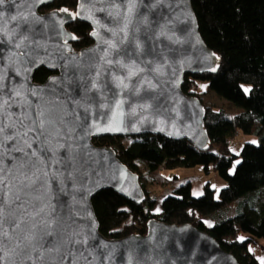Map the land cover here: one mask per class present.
Instances as JSON below:
<instances>
[{"label": "water", "instance_id": "water-1", "mask_svg": "<svg viewBox=\"0 0 264 264\" xmlns=\"http://www.w3.org/2000/svg\"><path fill=\"white\" fill-rule=\"evenodd\" d=\"M56 1L0 5V120L8 131L27 130L32 149L39 145L51 156H25L32 149L19 135L5 141L0 180L10 207L0 264H60L62 256L65 264H239L191 224L153 218L146 234L106 238L91 202L108 189L146 202L139 175L113 147L94 145L96 138L154 135L185 139L202 152L212 146L205 105L182 90L185 75L221 68L200 35L191 0H76V12H41ZM76 20L91 26L94 40L80 51L66 28ZM40 68L53 73L44 83L34 81ZM38 113L47 121L43 136L29 130ZM12 143L23 151H10ZM57 232L87 242L62 244ZM53 240L59 251L51 250Z\"/></svg>", "mask_w": 264, "mask_h": 264}, {"label": "trees", "instance_id": "trees-1", "mask_svg": "<svg viewBox=\"0 0 264 264\" xmlns=\"http://www.w3.org/2000/svg\"><path fill=\"white\" fill-rule=\"evenodd\" d=\"M205 44L220 58V69L201 75H185L182 90L198 97L197 83L208 82V89L226 101L228 107L205 105V126L212 143L200 151L187 140L145 135L131 138L106 136L96 138L94 145L113 147L123 164L147 178L152 185L168 187L172 180L164 170L210 167L225 182L220 191L206 183L205 192L193 196L192 182L187 181L162 198L141 186L146 202L137 204L110 189L92 199L99 231L106 238L121 239L132 234H146L148 221L156 218L170 225L191 224L213 237L221 248L231 253L239 264H260L249 245L264 239V0H191ZM76 0H57L42 9L77 11ZM77 37L72 43L77 51L90 47L92 29L76 20L66 26ZM47 68L34 74V81L44 83L50 76ZM248 85L251 91L245 93ZM240 109L234 111V109ZM231 111H234L233 113ZM238 132L261 138L258 145L247 143L240 155L232 152V141ZM240 158L235 171L231 169ZM140 165L146 172L140 171ZM161 200V212L154 208ZM241 234L249 236L240 239Z\"/></svg>", "mask_w": 264, "mask_h": 264}, {"label": "rangeland", "instance_id": "rangeland-1", "mask_svg": "<svg viewBox=\"0 0 264 264\" xmlns=\"http://www.w3.org/2000/svg\"><path fill=\"white\" fill-rule=\"evenodd\" d=\"M244 88L251 89L248 85L243 86ZM197 89L200 94H202V98L204 100L205 105L215 107V108H224L228 107L225 100L220 99L218 95L208 89V82L207 81H201L197 83ZM240 109L235 108L234 111H239ZM234 111H231L232 113ZM124 146H128V144L131 141V138H125L122 140ZM255 141L256 143H252ZM261 142V138L256 135H245L242 132H238L236 138L232 141V152L235 155H240L241 150L244 147L245 144L251 143L254 145H258ZM240 158H238L236 161H239ZM235 161V162H236ZM235 165L231 169V173H233V169L236 168L237 163H234ZM140 171L143 173V175L146 172V168L144 166L140 165ZM165 173L169 174L172 180V183L169 185V187H159L152 185L150 181L145 178L141 177L140 179L142 182H144L146 189H148L151 193H154L155 195L159 196V198H162L163 195L167 193H171L176 187L184 184L187 181L194 182L200 180L202 178L203 183L206 185V183H210L213 189H216L220 191L222 188L225 187V182L220 177V175L217 174L212 168L209 172L206 171L205 167L203 166H196L194 168H177L172 170H164ZM178 178H176V177ZM156 213L161 212V200L154 208Z\"/></svg>", "mask_w": 264, "mask_h": 264}, {"label": "snow or ice", "instance_id": "snow-or-ice-1", "mask_svg": "<svg viewBox=\"0 0 264 264\" xmlns=\"http://www.w3.org/2000/svg\"><path fill=\"white\" fill-rule=\"evenodd\" d=\"M4 3H5V0H0V5H3ZM63 11L67 12L68 10L64 9ZM2 14L3 13L0 12V15H2ZM92 34L96 35L95 32ZM72 38L77 39V37H75V36H73ZM113 47H114V45H113ZM212 70L215 71V68H213ZM94 86H95L94 82L89 85V87H94ZM125 87H126V85H125ZM244 91H245V93H248L251 91V89L244 88ZM0 107H2V105H0ZM41 115L42 114H40V113L37 114V119L32 122L30 128H29V126H25V127L29 128V130L34 131L38 135L43 136L45 134V124L47 121L45 119H41L40 118ZM84 120L85 121L89 120V116L87 114L84 115ZM87 126L88 125L85 124L82 127H87ZM108 130H112V129H108ZM6 132H7V135H5ZM18 135L20 136V142L26 143L28 148L32 149V144L28 143V141L25 139L28 135L27 130H25L22 134H20L19 130L8 131L7 125L2 120H0V155H3V150L7 147V144L5 143V141H7V142L17 141ZM33 139L35 140L36 137L34 136ZM46 142H47V137H45L44 143H46ZM252 143H256V142L253 141ZM9 150L10 151L11 150L23 151L22 149L16 148L15 143H12V147ZM36 151H41V155L44 159L49 160V161L51 160L50 155H45V153L48 152V149L45 148V149L41 150L39 145H37L36 149H32L31 152H25L24 155L25 156L35 155ZM0 163H2V161H0ZM235 163L239 164L240 161H236ZM51 167H52L51 163H49L48 168L50 169ZM0 171H2V169H0ZM56 171L59 172L60 169L57 168ZM233 171H235V169H233ZM45 175H47V172H45ZM39 179H40V177L37 176V180H39ZM5 187H7V185H5L2 180H0V236L6 235L5 233H3V227H4V222H5L4 211H5L6 206L10 207V205H6V202H5V196L9 195L8 193L3 192V188H5ZM15 199L19 200L20 196L17 194L15 196ZM19 207H23V205L21 204V205H19ZM16 226L18 227V224ZM49 227H51V223H49ZM48 234L51 235L52 233L49 232ZM57 235L60 237L62 244H68L69 246L75 245V244H86V242H87L86 237L76 238V237H73L71 235V233L57 232ZM50 247H51V250L59 251L60 245H58L56 243V241L53 240L50 244ZM60 264H65L63 256L61 257ZM73 264H74V262H73Z\"/></svg>", "mask_w": 264, "mask_h": 264}, {"label": "crops", "instance_id": "crops-1", "mask_svg": "<svg viewBox=\"0 0 264 264\" xmlns=\"http://www.w3.org/2000/svg\"><path fill=\"white\" fill-rule=\"evenodd\" d=\"M212 167H210L211 169ZM209 169V171H210ZM163 175L169 179H171L170 175L165 173V171H162ZM176 177V176H175ZM178 178V177H176ZM169 187V186H168ZM192 194L193 196H200L205 192V184L202 181V178L200 180L192 182ZM170 194V193H169ZM249 238L246 234H241L240 239H247ZM249 250L251 254L253 253L255 258L260 262V264H264V239L259 240L255 239L252 241V243L249 245Z\"/></svg>", "mask_w": 264, "mask_h": 264}, {"label": "flooded vegetation", "instance_id": "flooded-vegetation-1", "mask_svg": "<svg viewBox=\"0 0 264 264\" xmlns=\"http://www.w3.org/2000/svg\"><path fill=\"white\" fill-rule=\"evenodd\" d=\"M53 74V73H52Z\"/></svg>", "mask_w": 264, "mask_h": 264}]
</instances>
